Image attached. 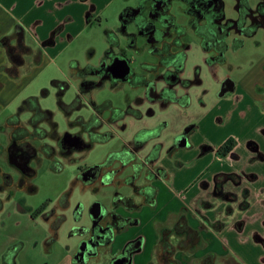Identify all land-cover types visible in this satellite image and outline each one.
<instances>
[{
    "label": "flooded vegetation",
    "instance_id": "obj_1",
    "mask_svg": "<svg viewBox=\"0 0 264 264\" xmlns=\"http://www.w3.org/2000/svg\"><path fill=\"white\" fill-rule=\"evenodd\" d=\"M174 8L176 12L173 10ZM189 36L197 40L201 58L200 63L194 65L192 75L186 77L184 73L185 61L192 48L187 41ZM256 37L257 39H255ZM247 40H251L253 50L260 53L259 62L263 61L264 0L131 1L128 6L121 10L116 26L106 32V50L102 58L95 65L87 64L83 68L77 66L75 70L71 71V76L78 80L77 96L80 101L78 109L84 107L81 100L83 96H89L94 91L101 90L106 86L116 91L122 90L123 86L127 85L131 90L139 91V96L133 100L127 99L126 105L122 109L113 107L111 102H105L108 105L105 110L100 112V117L106 112L108 114L107 120L105 122L101 120L98 129L90 130L87 133L88 139H84L79 134H71L72 137L80 139L79 146H70L63 140L61 141L62 137H60L57 140L60 158H66L74 152L89 149L94 142V134L98 136L108 135L110 139L111 133L100 132L102 125L106 124L109 131L110 129H123L125 127L123 122L128 116L143 117V113L139 110L140 107L148 106L145 114L147 116L154 114L153 107L162 110L170 104H176L187 108L191 101L190 88L201 85L200 75L203 67L208 70L210 77L218 86L215 103H218L228 94L234 93L237 82L231 77L234 70L240 69L242 66L234 67L233 64L227 63L226 55L229 51L234 53L239 51ZM134 60L136 61L132 64ZM115 62H125L129 67V73L124 78L118 76L117 69L111 70V66ZM225 67L229 70L228 73H225ZM260 68L261 77L264 80V63L260 65ZM254 92L262 98L258 103L259 109L264 112V86L257 84ZM99 106L101 105L97 106L93 101H89L87 107L91 111V116L99 112L97 110ZM195 130L196 125H190L183 132L174 136V139L168 144L162 145L157 142L158 135H152L151 130L142 128L132 138L124 142L121 150L112 153L100 165L78 169L77 182L83 186H92L96 183L100 186H107L113 190V197L110 208L101 205L104 213L99 220L94 221L90 217L89 226H75L70 231V235H77L81 238L73 255L74 263L89 264L91 260L99 259L100 255L107 256L114 237L127 227L137 224L136 219L130 217V214H134L142 207L147 206L144 205V202L149 199L148 188H155L152 185L153 182L167 179L164 166H158L160 165V155L168 148L164 155L167 158H172L177 151L191 148L189 139ZM262 133L264 134V130ZM229 139L233 138L226 139L215 150L216 155L217 150ZM233 141L235 142L234 139ZM182 143L187 144L182 145ZM43 144L46 143H42L41 146ZM247 146L250 151L256 153L257 158H264L259 153L255 143L250 142ZM147 147V152L140 158V155L143 154L142 151ZM212 151L211 144L205 143L200 146L199 155L208 154ZM229 154L220 158H225ZM112 155H116V157H111ZM6 156L11 167L20 173V186H24L27 180L34 176V170L30 167V163L35 157L27 164V167L33 171L31 176L25 175L27 169L22 164L8 159L7 148ZM54 156L53 149V155L45 158L52 160ZM115 164H117L116 168H114ZM125 172L126 174L120 178L119 176ZM4 175L11 178L6 173L1 175L0 191L8 190L11 186V184L6 183ZM231 175L233 176L224 182L216 183L213 181L211 191L214 196L235 201V192L243 178L249 179L250 176ZM143 176L150 184H143L139 187L135 182ZM28 189L31 192L35 190L31 185L28 186ZM120 189H129L133 194L136 193L137 197L140 198V203H135L130 195L126 196L120 192ZM68 198L67 196L62 197L60 203L62 210L69 206ZM48 206L41 214L45 213L46 221L52 220L50 232L51 236L55 238L64 217L56 215V207L48 212ZM18 207L21 211L23 210L20 208V204ZM119 210L128 213V215L120 214ZM73 215L75 222H78L80 220L78 208L74 210ZM54 223L58 224L55 232L52 229ZM84 243H87L85 258L81 256L79 249L80 245ZM135 250H137V242L133 244L132 248H124L118 256L111 258L109 264L120 257L125 259L124 264H128L130 254L136 252Z\"/></svg>",
    "mask_w": 264,
    "mask_h": 264
},
{
    "label": "rangeland",
    "instance_id": "obj_2",
    "mask_svg": "<svg viewBox=\"0 0 264 264\" xmlns=\"http://www.w3.org/2000/svg\"><path fill=\"white\" fill-rule=\"evenodd\" d=\"M173 10L175 11V8ZM118 20L119 14H114L113 12L110 21L116 22ZM109 26V24H104L102 28L94 29L92 33L82 35L76 40L74 46L58 50L57 55H52L51 59H48V61L45 60L42 66L36 69L35 72L25 76L21 84L23 88L17 101L9 107L4 108L0 113V150L5 148L9 141V130L5 126V118L17 114L20 103L26 98L33 96L39 98L40 108L52 113V119L57 125V133L60 137L64 134H79L84 139H88L87 128L89 126L88 121L91 116V111L87 106L90 100L97 106L108 101L111 102L113 107L122 109L125 107L127 99L133 100L139 96V91L131 90L127 85H124L122 90L116 91L106 86L101 90L94 91L89 96H83L81 100L84 107L81 109L74 108L62 111L57 105L56 94L58 90L52 87L50 82L52 80H58L67 85V89L62 96V101L64 104L70 106L75 101L78 94V80L71 76L70 69L73 66L83 68L87 65L85 63H88L92 52V50H88L90 47L95 51V57L93 60H90V64L95 65L98 62L100 57L104 54L105 44L102 38L105 36V29ZM255 39H257V37ZM187 41L192 48L188 52L185 61L184 73L186 77H189L192 75L194 65L200 63L201 53L196 39L189 36ZM234 57H236V59H233ZM260 58V53L253 50L251 40H247L239 51L235 53L229 51L226 55L227 63L233 64L234 67H243L245 64L247 68L245 69L246 71L244 69L240 71L236 68L231 79L238 82L240 78H243L244 84H246L250 78L254 80L260 79L262 76L259 62ZM72 60L74 61L72 62ZM135 61L136 60H134L132 64H134ZM224 70L225 73L229 71L227 67H225ZM200 80L201 85L192 86L189 90L191 101L187 108L180 107L176 104H170L162 110L158 107H153L154 114L152 116H147L145 114L148 106L140 107L139 110L143 113V117L133 118L128 116L123 122L125 127L118 130L110 129L109 131L106 124L102 125L100 130L101 133L109 132L112 134V137L108 141H95L89 149L82 152H74L71 156L66 158H60L56 141L47 138L42 140L43 142L39 140L31 141L33 146L37 149L36 156L30 163V167L34 170V176L28 179L24 186H20V178L17 170L11 167L5 158V154H2L0 151V170L3 173L9 174L12 180V184L8 190L0 191V203L1 207L3 206L0 211V263H13L14 261H11L15 255L16 264H73V255L75 254L81 238L77 235H70V231L75 226H89L91 223L89 216V208L91 205L99 203L106 208H110L113 197V190L107 186H100L97 183L92 186H83L81 183L77 182L78 169L100 165L112 153L121 150L124 142L132 138L142 128H148L152 131V135H158V139L161 142L168 144L169 141L174 139L177 133L183 132L190 125H196L198 118L217 110L219 106H216L215 102L217 101L218 86L214 83L208 70L204 67L201 71ZM42 89L48 91V94L44 97H40V91ZM19 114L20 120L23 122L22 125L27 127V125H25V120L29 118L30 114L27 112ZM107 117L108 114L105 112L100 118L105 122ZM215 121L218 122L219 120L216 118ZM41 127L47 130L44 125ZM27 128L30 129L29 127ZM223 128H214L212 131L195 130L190 136V145L195 146L199 154L201 145L205 143L214 144L216 140L222 139V137L216 136V133L222 132L221 134H225L224 132H226L228 125L226 124ZM42 143H46L52 150L54 149L55 156L52 160L46 159L41 151H39ZM243 148H245L244 145ZM189 149L190 148L181 149L179 151L180 154L175 158L182 161H189L188 163L190 165L184 164L186 166L185 168H177L178 164L176 165L173 156L172 158H167L164 155L167 153L166 150L160 155V165H158L174 169L173 172L176 174L177 178L176 189L179 190V188L186 187L187 192L182 196L187 198V200H189L194 193L193 188H190V185H187V183L190 179L194 178L198 167L202 165V162L199 161H205L207 158L208 160L212 159L218 166L223 164L226 170H238L243 164V161L238 164L236 161L231 160L225 162L221 160L223 163L219 164L218 161L222 158L217 155L214 157L210 154L199 158L195 157V162H191V159L194 157V152L186 151ZM147 150L148 147L142 151L143 154L142 156L140 155V158L143 157ZM239 154L238 155L245 160L246 166L255 165L252 163L249 164L246 153L240 152ZM116 167L117 164L114 165V168ZM124 174H126V172L119 177L122 178ZM144 177L145 176L135 182L139 187L143 184H150ZM1 184L2 181L0 179V186ZM29 185L35 189L33 192L29 191ZM166 185L169 186V184H165V187ZM120 192L124 193L126 196L130 195L135 203H140V198L137 197L136 193L133 194L131 190L120 189ZM66 196L69 197V206L62 210L60 203L62 197ZM45 203L49 205L48 212L56 207V215H62L64 217L55 238H52L50 232L52 220H50V222L46 221L44 218L45 213L33 215L34 212ZM19 204L21 205L20 208L23 209L22 211L18 207ZM147 207L151 208L150 206ZM77 208L80 213V220L75 222L73 213ZM148 212L149 210L144 214ZM119 213L128 215V213L122 210H119ZM135 230H139V235L144 238L145 247L152 242L153 235L156 236L153 224H147L145 221L139 228H135ZM12 247L15 248L12 250ZM8 249H10V252L4 260L2 257L7 253ZM142 257L143 255L139 257V260ZM184 258V263H199V259H194L191 255H185ZM155 261L157 264H160L157 260ZM177 262L179 261L177 260ZM92 263L109 264L108 254L107 256L100 255L97 262L93 260L89 262V264Z\"/></svg>",
    "mask_w": 264,
    "mask_h": 264
},
{
    "label": "crops",
    "instance_id": "obj_3",
    "mask_svg": "<svg viewBox=\"0 0 264 264\" xmlns=\"http://www.w3.org/2000/svg\"><path fill=\"white\" fill-rule=\"evenodd\" d=\"M131 1L133 0H0V68L8 66L5 49L1 43H9L7 38L17 26L23 29L27 45L34 50L40 49L42 54L40 65L28 72L21 66L18 76L14 79L0 69V113L4 108L17 101L23 88L21 84L25 76L35 72L45 60L51 59L52 55H57L58 50L74 46L76 40L82 35L90 34L94 29L102 28L104 24L110 25L105 29L106 32L112 29L118 23V21H110L113 12L120 14L121 10ZM106 32L102 38L105 44L104 52L106 50ZM53 34L55 35L53 36ZM52 36L53 45L42 48L41 44L47 42ZM10 44L14 45V42ZM90 48L88 50H92V52L88 63L85 64H90V60L95 57V51L92 47ZM263 63L264 60L260 62V65ZM242 69H247L245 64L238 70L242 71ZM73 70L70 69V71ZM236 84L234 93L228 94L216 103V106H219L217 110L197 119L196 130L212 131L214 128H223L227 124L228 128H226L225 134L216 133V136L222 137V139L216 140L214 144L210 143L213 151L208 154L216 157L215 150L226 139L233 138L236 143L235 148L227 157L219 159L218 162L222 164L223 161L231 160L239 164L243 161L241 168L226 170L223 164L218 166L212 159L208 160L207 158L205 161H199L202 162V165L198 167L194 178L187 183L194 190L191 198L187 200L182 196L187 192V188L176 189L177 178L173 172L174 169L164 167L167 179H160L152 183L157 189L154 207L144 206L138 212L130 214V217L136 219L137 224L127 227L114 237L108 251L109 260L118 256L128 243L141 240L139 251L132 254L131 264H148L153 260L156 236L153 235L152 242L145 247L144 238L135 228H139L144 221L147 224L164 222L170 215L176 214L184 207L188 211L189 224L194 230H201L199 229L201 224L207 225L206 223L216 222L223 224L220 231H213L208 227L201 230L200 235L204 239L205 246L195 252L194 258L201 260L207 254H214L223 259L232 258L239 264H264V158H257L256 153L250 151L247 146L250 142L255 143L259 153L264 156V134L262 133L264 112L259 109L258 103L262 98L254 92L257 84L264 86V80L262 77L258 80L250 78L244 84L243 78H240ZM9 117H6L5 120L7 121ZM216 118L220 122H216ZM21 123L23 122L21 121ZM157 142L164 145L159 139ZM7 146L0 150L2 154H5V158L7 157ZM179 151L173 155L174 159L180 154ZM186 151L194 152L191 162L207 155H199L195 146L192 145ZM240 152L246 153L249 164L255 165L246 166L245 160L239 156ZM188 162L175 159L179 169L185 168L184 164L188 165ZM0 173L3 174L1 170ZM221 174L250 176L249 179L243 178L235 192V201L219 198L212 194L214 177ZM18 175L20 178L19 172ZM165 184H169V186L165 187ZM244 192H247L248 206L245 210H241L240 203L244 200ZM148 210L149 212L144 214ZM142 255L143 257L139 260ZM184 256L183 253L177 254L176 259L180 264H188L184 263ZM15 259L14 257L11 261L14 262L11 264H16ZM93 261L97 262L98 259ZM206 263L209 264L210 261L206 259ZM2 264L6 263L2 262Z\"/></svg>",
    "mask_w": 264,
    "mask_h": 264
},
{
    "label": "trees",
    "instance_id": "obj_4",
    "mask_svg": "<svg viewBox=\"0 0 264 264\" xmlns=\"http://www.w3.org/2000/svg\"><path fill=\"white\" fill-rule=\"evenodd\" d=\"M7 41H9L8 44H6V42H3L1 43V46L5 49L8 66H2L0 69L9 77H11L12 79L16 78L21 66L24 67L26 72H28L30 71V69L41 64L40 62L42 54L40 49L34 50L32 47L27 45L25 33L20 26H17L13 33L7 38ZM11 42H14V45H11ZM76 67L73 66L71 69L75 70ZM51 86L58 90L57 105L62 111L74 108L77 109L80 107L78 96L70 106L63 103L62 96L67 89V85L64 82L51 81ZM47 94L48 91L46 89H42L40 91V97H44ZM107 105L108 104L104 103L101 106L97 107V110L99 112H97L95 115L90 116V119L88 121L89 126L87 128V133L92 129H98V127L101 125L100 112L105 110ZM24 112L30 114L29 119L26 122L27 127H29L30 129L23 126L21 123L19 113L22 114ZM43 125L47 130L41 127ZM6 128H8L9 130V144L7 146L8 159L15 160L19 164H22L27 169L25 170V175H33V171L30 170L29 167H27V164L32 158L35 157L37 152L36 148L30 143V141H42L47 138L57 142L60 137L57 133V125L52 119V113L48 110H42L40 108L38 97H29L23 100L18 108V113L10 116L7 119ZM108 139V135H93L94 142L107 141ZM59 144L61 146L60 141ZM234 147L235 142L233 141V139H229L223 146H221L217 150V155L219 157H224L229 154L234 149ZM40 151L46 158H49L53 155L52 148H50V146H48L47 144H43L42 146H40ZM111 157L115 158L116 155H112ZM0 175L3 174L0 173ZM4 176L6 177V183L10 185L11 178L8 175ZM231 176L233 175H217L214 177V181L216 183H221ZM148 191L150 192V194H148L149 199L144 202V205L154 207L157 189L150 187L148 188ZM243 197L244 200L240 203L241 210H245L248 206L246 202L247 192H244ZM47 204L48 203L41 205L33 215H40L42 211L47 207ZM206 224L207 225L201 224L199 229L204 230L208 227L213 231H220L223 227V224L220 222ZM57 225V223L53 224V232H55ZM153 228L156 233V243L153 248V260H151L148 264H157L155 260H157L160 264H179L176 259L178 253L194 256L195 252L205 246L204 239L200 235L201 230H194L193 228H191L188 219V211L184 207H182L176 214L170 215L164 222H154ZM135 242H137V250H139L141 240L128 243L125 249L132 248ZM14 248L15 247H12V250ZM9 252L10 249H8L7 253L4 254L3 259L7 258ZM206 259L210 261L209 264H239L236 263L232 258L223 259L221 257L215 256L214 254L205 255L201 258V260L199 259L198 264H207Z\"/></svg>",
    "mask_w": 264,
    "mask_h": 264
},
{
    "label": "water",
    "instance_id": "obj_5",
    "mask_svg": "<svg viewBox=\"0 0 264 264\" xmlns=\"http://www.w3.org/2000/svg\"><path fill=\"white\" fill-rule=\"evenodd\" d=\"M54 35L55 34H53V36ZM53 36L47 42L42 43L41 47L45 48L47 46H50L51 44L53 45ZM113 69L114 70L117 69L118 76L121 78H124L129 73V67L127 66V64L125 62L113 63V65L111 66V70H113ZM62 140H63V142L68 143L70 146L77 147L80 145V139L78 137H72L71 134H64L62 137ZM186 144L187 143H184V144L182 143V145H186ZM103 213H104V209L102 208L101 204H99V203H94L89 208V216L94 221L99 220L102 217ZM86 248H87V243H84L83 245H80V247H79L81 256L84 258H85V249ZM138 251L139 250H137V252ZM131 258H132V254H130L128 264H131ZM83 261H81V262H83ZM124 261H125V259L123 257H120V258L115 259L111 264H124Z\"/></svg>",
    "mask_w": 264,
    "mask_h": 264
}]
</instances>
